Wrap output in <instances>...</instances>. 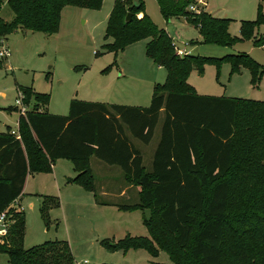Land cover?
Returning <instances> with one entry per match:
<instances>
[{"label": "trees", "instance_id": "16d2710c", "mask_svg": "<svg viewBox=\"0 0 264 264\" xmlns=\"http://www.w3.org/2000/svg\"><path fill=\"white\" fill-rule=\"evenodd\" d=\"M128 2L114 0L104 32V39L111 41L102 47L117 53L130 43L146 39L145 55L165 68L166 79L154 84L148 106L71 99L67 115L39 110L49 103V94L34 91L31 86H17L23 102L31 104L32 109L24 115L19 113L20 138L10 129L0 132V213L6 211L14 218L7 235L0 236V253L7 254L9 264H74L70 246L64 240L24 248L25 214L13 208V202L22 195L26 175L50 172L57 159L72 163L77 175L70 181L86 190L94 191L90 167L93 156L119 166L127 182L140 187L137 203L117 207L123 211L148 209V216L143 217L148 237L127 234L116 242L101 240L108 249L142 248L153 255L160 249L174 264H221L230 204L244 208L240 220L264 221V101L198 94L186 81L191 70L201 73L208 62L228 61L232 71L246 66L253 80L264 74V66L245 52L220 57L179 55L176 41L167 29L153 22L143 0H133L126 8ZM156 2L165 23L185 19L198 29L201 43L230 47L252 39L255 46L264 44V36L254 34L259 25H264L261 1L256 19L243 21L238 37L228 32L232 19L190 9L197 0ZM101 3L8 0L14 17L11 21L0 19V37L6 38L17 26L55 33L64 5L95 9ZM127 12L132 17L124 23ZM139 13L142 16L138 17ZM161 112L163 120L152 168L145 171L141 151L129 135L149 143ZM236 195L238 198L231 202ZM42 197L39 210L48 224V211L59 201L53 195ZM176 252L183 253L185 260ZM246 255L249 264H264V255L260 259L254 251Z\"/></svg>", "mask_w": 264, "mask_h": 264}, {"label": "rangeland", "instance_id": "374dc122", "mask_svg": "<svg viewBox=\"0 0 264 264\" xmlns=\"http://www.w3.org/2000/svg\"><path fill=\"white\" fill-rule=\"evenodd\" d=\"M132 1L129 0L125 7L129 8ZM259 1L197 0L193 10L207 11L206 5L208 11L215 16L232 19L228 24V32L231 36L238 37L241 23L256 19ZM113 3L114 0H102L100 7L95 9L64 5L55 33L47 34L17 26L16 30L7 35L5 44L10 50V56L0 64L1 131L6 130L7 126L10 129L17 126L19 108L15 99L18 85L32 86L37 92L49 94V103L45 107L41 105L39 110L46 109L53 114L67 115L71 99L133 106L149 105L153 86L165 81L166 70L147 60L146 39L130 43L117 53L103 49L102 45L111 41V38L104 39V32ZM143 3L145 12L153 22L159 27L166 26L156 0H143ZM261 4L264 8V2ZM13 17L8 0H4L0 19L11 21ZM185 21L184 19L183 25L175 23L174 27L170 23L166 26L176 41V49L214 57L245 52L264 66V44L255 46L252 39L237 42L232 47L200 43L194 40L201 38L198 29ZM254 34L264 36V25H259ZM188 42L191 46L196 45L195 51L189 50ZM186 81L198 94L264 101V74L258 80H253L248 67L240 66L237 71H232L228 61L220 64L205 63L201 73L191 70ZM27 109H32L31 104L27 105ZM162 120L163 112L153 137L147 144L131 137L127 132L135 147L142 149L145 171L152 168L153 152L159 141ZM91 158L94 191L70 181L77 172L67 159L57 162L58 180L51 182L52 184L37 178L31 180L21 208L13 207L25 214L23 247L29 248L45 241L64 240L70 246L74 264H174L168 254L160 249L153 255L142 248L112 250L101 243L103 239L116 242L127 234L148 237L143 217L148 216L149 210L123 211L110 206L90 205L94 199L116 204H133L139 201V188L136 185L119 196L121 188L127 185L119 166L109 165L94 156ZM103 188H106L108 195H102ZM44 192H50L59 201L57 207L48 211V224L39 210L42 196L47 194ZM235 198L238 195L231 202ZM243 211L244 208L235 203L230 204L221 264H237L242 261L249 264L247 261L250 258L246 254L251 251L260 254L258 259L264 255V221L256 218L240 220L244 215ZM13 222L14 218L9 226ZM157 229L161 231L158 226ZM164 237L171 241L165 234ZM176 253L185 260L183 253ZM0 264H9L6 253H0Z\"/></svg>", "mask_w": 264, "mask_h": 264}, {"label": "crops", "instance_id": "0c3cea01", "mask_svg": "<svg viewBox=\"0 0 264 264\" xmlns=\"http://www.w3.org/2000/svg\"><path fill=\"white\" fill-rule=\"evenodd\" d=\"M205 9L207 10V12H209L208 11V9L206 8V5H205ZM209 13H211V12H209ZM213 16H215L213 13H211ZM140 16H142V13H139L138 14V17H140ZM218 17V16H217ZM183 18H181V19H172L170 22H169V24L170 23H172L173 24V26L175 27L176 25H175V23L176 24H179V25H183L184 23H183V20H182ZM164 20V19H163ZM182 20V21H181ZM165 22V21H164ZM182 22V23H181ZM186 22V21H185ZM166 24V26H167V23H165ZM186 24H188L187 22H186ZM166 26H164L163 28H165V29H167V27ZM167 31L169 32V30L167 29ZM170 33V32H169ZM171 34V33H170ZM172 35V34H171ZM179 35V38H180V34H178ZM173 37V36H172ZM174 38V37H173ZM190 39V38H189ZM184 41H187V39H183ZM194 40H197V41H199L200 43H201V38H195ZM147 41V40H146ZM189 43V42H188ZM187 43V46H188V48H189V50H192V52L193 51H195L196 50V45H194V46H191L192 44H188ZM235 45V44H234ZM233 46V45H232ZM232 46H230V47H232ZM191 52V51H190ZM198 53V52H197ZM200 55V54H199ZM147 60H149L151 63H153L150 59H148L147 58ZM148 61V62H149ZM154 64V63H153ZM158 66V65H157ZM158 67H161V66H158ZM32 87V86H31ZM33 88V87H32ZM34 91H36L35 89H33ZM45 111H47L46 109H45ZM18 117H19V115H18ZM10 128L7 126V129L6 130H9ZM6 130H4V131H6ZM11 130H14V131H16V133H18L19 134V130H18V119H17V126L15 127V129H10V131ZM4 131H1L0 130V132H4ZM19 136H20V134H19ZM139 149V148H138ZM141 149V148H140ZM139 149V150H140ZM142 150V149H141ZM140 150V151H141ZM142 157H143V155H142ZM59 160H61V159H57V160H55L54 162H53V164H52V170H51V172H39V173H36L35 175L32 173V172H29L27 175H26V178H25V182H24V186H23V191H22V195L18 198V199H16L14 202H13V207H19V208H21V203H22V200H23V196H24V194H26V193H28L29 192V187L31 186V180H34L35 178H37V179H40L42 182H45V183H47V181H49V183H51V182H54V181H56V180H58L57 178H56V165H57V162L59 161ZM91 165H92V158L90 159V167H91ZM92 169V168H91ZM36 176V177H35ZM38 182V181H37ZM42 182H40L41 184H42ZM124 182L127 184L126 186H124V188H121V190H120V192H119V196H121V195H124L125 193H126V189H128V188H131V186L132 185H134V184H132V183H129V182H127V180L124 178ZM52 184V183H51ZM44 186H46L45 184H43ZM137 186V185H136ZM126 187V188H125ZM138 188H139V190H140V187L138 186ZM106 188H103V192H102V195H108L109 193H108V191H106L105 190ZM44 193H47V194H43V195H50L49 193L50 192H44ZM102 202H97L95 199L94 200H92V203H89L90 205H92V206H94V207H96V206H110V207H114V208H118L117 207V205L118 204H116V203H110V202H106V204H101ZM105 203V202H104ZM134 203H137V202H134ZM18 210V209H17ZM120 210V209H119ZM136 210H139V209H136ZM141 210H143V209H141ZM132 211H134V210H132ZM113 218H115V217H113Z\"/></svg>", "mask_w": 264, "mask_h": 264}, {"label": "built area", "instance_id": "2783aa9c", "mask_svg": "<svg viewBox=\"0 0 264 264\" xmlns=\"http://www.w3.org/2000/svg\"><path fill=\"white\" fill-rule=\"evenodd\" d=\"M261 2H264V0H260ZM190 9H194V6H191ZM6 38L0 37V64L7 60L10 56V50L5 44ZM177 53L179 55L185 54V52L178 50ZM16 106L19 108L20 114H25L28 109L27 105L23 102V93L21 91H18L17 98L15 99ZM11 134L15 135L17 138H20L19 134L16 133V131L11 130ZM10 214L8 215L6 211H3L0 213V236H5L8 233L9 223L11 221Z\"/></svg>", "mask_w": 264, "mask_h": 264}, {"label": "water", "instance_id": "95a60500", "mask_svg": "<svg viewBox=\"0 0 264 264\" xmlns=\"http://www.w3.org/2000/svg\"><path fill=\"white\" fill-rule=\"evenodd\" d=\"M135 2H137V0H135ZM131 17H132V13L131 12H127V14H126V16L124 18V23L130 21Z\"/></svg>", "mask_w": 264, "mask_h": 264}]
</instances>
